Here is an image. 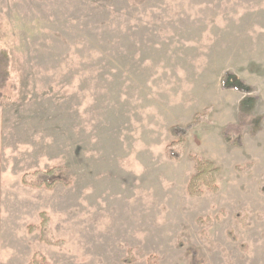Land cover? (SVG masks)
Listing matches in <instances>:
<instances>
[{"label": "rangeland", "instance_id": "obj_1", "mask_svg": "<svg viewBox=\"0 0 264 264\" xmlns=\"http://www.w3.org/2000/svg\"><path fill=\"white\" fill-rule=\"evenodd\" d=\"M0 50V264H264V0H0Z\"/></svg>", "mask_w": 264, "mask_h": 264}, {"label": "trees", "instance_id": "obj_2", "mask_svg": "<svg viewBox=\"0 0 264 264\" xmlns=\"http://www.w3.org/2000/svg\"><path fill=\"white\" fill-rule=\"evenodd\" d=\"M11 59L5 50H0V100L3 98L1 91L6 87L10 80ZM235 76L227 72L221 80L222 90H235L245 94V98L240 103L241 111L237 124H229L223 131L224 140L231 146L242 147L243 137L246 131L252 134L260 130L261 118L253 116L252 111L259 101V97L254 93L257 91L254 87L247 85L243 80H234ZM218 169L206 160L196 161V175L189 184V193L193 196H202L203 188L216 190ZM59 170H52L46 173L37 174V181L40 185L52 186L51 179ZM195 256V252H192ZM192 264H199L194 258Z\"/></svg>", "mask_w": 264, "mask_h": 264}, {"label": "crops", "instance_id": "obj_3", "mask_svg": "<svg viewBox=\"0 0 264 264\" xmlns=\"http://www.w3.org/2000/svg\"><path fill=\"white\" fill-rule=\"evenodd\" d=\"M2 109L0 108V133L2 132V121H3V115H2V111H1ZM1 139H2V136L0 135V141H1ZM2 149V144H1V142H0V150ZM1 152V151H0Z\"/></svg>", "mask_w": 264, "mask_h": 264}, {"label": "water", "instance_id": "obj_4", "mask_svg": "<svg viewBox=\"0 0 264 264\" xmlns=\"http://www.w3.org/2000/svg\"><path fill=\"white\" fill-rule=\"evenodd\" d=\"M234 80H237V78H234Z\"/></svg>", "mask_w": 264, "mask_h": 264}]
</instances>
